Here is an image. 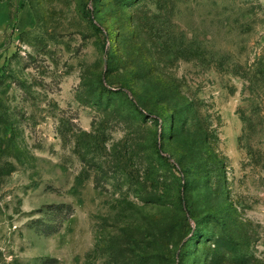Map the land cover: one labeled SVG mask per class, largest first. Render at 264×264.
Instances as JSON below:
<instances>
[{"label": "rangeland", "instance_id": "obj_1", "mask_svg": "<svg viewBox=\"0 0 264 264\" xmlns=\"http://www.w3.org/2000/svg\"><path fill=\"white\" fill-rule=\"evenodd\" d=\"M0 264H264V0H0Z\"/></svg>", "mask_w": 264, "mask_h": 264}, {"label": "trees", "instance_id": "obj_2", "mask_svg": "<svg viewBox=\"0 0 264 264\" xmlns=\"http://www.w3.org/2000/svg\"><path fill=\"white\" fill-rule=\"evenodd\" d=\"M133 95L135 96V98L138 100L143 99V90L142 89H137L133 92ZM171 121V118H170Z\"/></svg>", "mask_w": 264, "mask_h": 264}]
</instances>
